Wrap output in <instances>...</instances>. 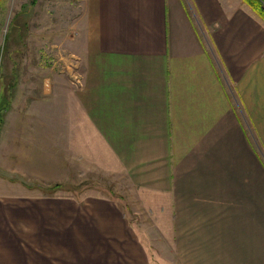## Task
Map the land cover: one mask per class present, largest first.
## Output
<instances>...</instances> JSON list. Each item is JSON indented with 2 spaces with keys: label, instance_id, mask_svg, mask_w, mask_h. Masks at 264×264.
Segmentation results:
<instances>
[{
  "label": "crops",
  "instance_id": "crops-1",
  "mask_svg": "<svg viewBox=\"0 0 264 264\" xmlns=\"http://www.w3.org/2000/svg\"><path fill=\"white\" fill-rule=\"evenodd\" d=\"M85 3L84 86L30 87L38 101L26 100V114L43 138L60 114L67 145L129 191L75 200L79 210L107 204L104 216L136 243L98 245L91 261L77 245L75 263L264 264V23L241 0ZM131 211L140 221L130 230ZM143 234L155 249L170 245V260L149 255ZM67 254L0 245V264Z\"/></svg>",
  "mask_w": 264,
  "mask_h": 264
},
{
  "label": "rangeland",
  "instance_id": "rangeland-1",
  "mask_svg": "<svg viewBox=\"0 0 264 264\" xmlns=\"http://www.w3.org/2000/svg\"><path fill=\"white\" fill-rule=\"evenodd\" d=\"M85 2L0 0V245H51L52 251H68L67 257L53 258V263L61 264H82L75 263L77 245L84 254L81 258L91 261L101 257L97 255L98 245H104L100 248L106 252L105 245L136 243L116 226L117 217L104 216L107 204L100 207L97 201H85V208L79 210L75 200L78 195L87 200L99 195L108 199L109 191L126 195L129 191L115 185L114 176H109L101 162L67 145L59 135L58 124L65 125L60 114L48 119L52 138L49 134L41 137L39 123L31 128L26 114V100L35 97L30 95V87L65 90L72 86L81 90L84 86L81 62L85 43H81V32ZM127 215L129 229L131 225L136 228L140 221L137 214L131 211ZM91 227V231H99L92 240L87 238ZM137 231L133 232L136 239ZM143 237V245L153 248L149 255L162 250L168 257L162 262L170 260V245L155 249L148 239L151 234Z\"/></svg>",
  "mask_w": 264,
  "mask_h": 264
},
{
  "label": "trees",
  "instance_id": "trees-1",
  "mask_svg": "<svg viewBox=\"0 0 264 264\" xmlns=\"http://www.w3.org/2000/svg\"><path fill=\"white\" fill-rule=\"evenodd\" d=\"M247 6H250L252 11L264 21V0H242Z\"/></svg>",
  "mask_w": 264,
  "mask_h": 264
},
{
  "label": "built area",
  "instance_id": "built-area-1",
  "mask_svg": "<svg viewBox=\"0 0 264 264\" xmlns=\"http://www.w3.org/2000/svg\"><path fill=\"white\" fill-rule=\"evenodd\" d=\"M74 85L76 86V84L74 83ZM78 86H79V83H78Z\"/></svg>",
  "mask_w": 264,
  "mask_h": 264
}]
</instances>
